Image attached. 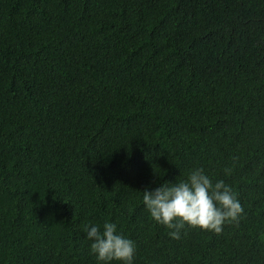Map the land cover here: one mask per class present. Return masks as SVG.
<instances>
[{
  "label": "trees",
  "instance_id": "1",
  "mask_svg": "<svg viewBox=\"0 0 264 264\" xmlns=\"http://www.w3.org/2000/svg\"><path fill=\"white\" fill-rule=\"evenodd\" d=\"M197 166L244 212L173 240L143 191ZM105 221L134 264H264V0H0V264H100Z\"/></svg>",
  "mask_w": 264,
  "mask_h": 264
},
{
  "label": "clouds",
  "instance_id": "2",
  "mask_svg": "<svg viewBox=\"0 0 264 264\" xmlns=\"http://www.w3.org/2000/svg\"><path fill=\"white\" fill-rule=\"evenodd\" d=\"M142 200L152 220L163 225L173 240H180L186 227L219 234L225 223L238 222L244 212L233 189L224 180L213 183L198 166L185 178L145 189ZM84 232L91 241L90 253L100 264H134L136 242L119 232L115 223L105 221L102 230L99 224H86Z\"/></svg>",
  "mask_w": 264,
  "mask_h": 264
}]
</instances>
